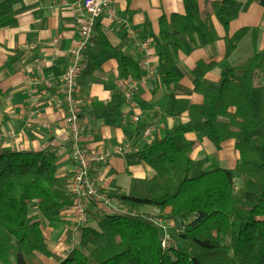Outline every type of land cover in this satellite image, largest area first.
Listing matches in <instances>:
<instances>
[{"label": "trees", "instance_id": "16d2710c", "mask_svg": "<svg viewBox=\"0 0 264 264\" xmlns=\"http://www.w3.org/2000/svg\"><path fill=\"white\" fill-rule=\"evenodd\" d=\"M199 1L181 0L183 14L161 16L158 34L151 36L156 75L166 89L167 113L187 112L189 117L162 138L123 156L126 166L143 163L154 171L153 177L131 179L127 194L109 192L108 197L125 212L100 217L95 228L79 227L77 244L59 258L45 244L39 216L50 227L60 224V212L72 204L64 190L69 176L58 175L52 152L1 149L0 264H39V257L57 264H264V49H256V28L225 36V59L247 33L252 55L223 67L216 86L203 84L201 72L193 75V90L202 96L199 105L177 99L173 68L181 46L171 32L185 34L202 48L218 39L211 17L226 30L242 6V0H205L199 10ZM19 2L0 0V28L16 26L13 7ZM92 32V48L102 60L116 61L119 77L137 76L134 59L108 43L99 20ZM211 65H203L202 70ZM88 74L85 64L79 78ZM122 104L119 95H112L107 103L98 104L100 116L111 117ZM191 133L195 141L186 138ZM202 138L215 145L233 140L238 154L234 170L242 177L237 191L232 171L220 167L215 154L190 158ZM142 207L158 212L168 208L164 218H177L183 224L176 233L180 244L162 249L153 218L137 213ZM32 209L37 213L32 214Z\"/></svg>", "mask_w": 264, "mask_h": 264}, {"label": "crops", "instance_id": "0c3cea01", "mask_svg": "<svg viewBox=\"0 0 264 264\" xmlns=\"http://www.w3.org/2000/svg\"><path fill=\"white\" fill-rule=\"evenodd\" d=\"M79 1L20 0L13 7L16 26L0 28V150L52 152L56 156L55 166L60 176H70L72 167L67 145L68 133L64 123L65 112L55 109L52 102L54 97L60 95L61 76L70 64L67 51L75 41L78 24V16L71 5ZM110 2L119 21L99 19L108 43L134 61L139 60L142 55L135 42L129 38L126 27L120 23L126 22L137 37L150 42L147 54L156 66L157 59L151 36L158 34V19L161 16L183 14L181 0ZM204 2L205 0L199 1V10L204 8ZM241 2L237 17L228 24L226 30L215 17H211L218 37L212 44L196 48L185 34L171 32L181 46L174 56L173 68L178 77L175 89L177 99L199 105L202 96L193 90V75L201 72L203 84L216 86L223 67L233 66L252 55L250 33H247L225 59V36L230 37L241 28H256V49H264V0ZM52 39L57 40L56 47L49 45ZM55 51L58 53L55 54ZM11 59L13 60L7 64ZM84 63L88 66L89 74L78 78L74 95L84 103L79 119L83 130L82 143L88 151L110 152L113 147L126 144L130 153L135 152L145 145L140 137L142 128L151 127L152 139H160L170 128L189 120L187 112L177 115L167 113L166 89L157 75L139 86L132 104H122L109 118L101 117L98 104L107 103L112 95H119L117 63L113 59L102 60L91 43L84 51ZM198 63L201 64L199 70L193 71ZM209 63H212L211 67L202 70L203 65ZM142 75L138 70L134 77L141 78ZM132 115L138 116V124L130 122L129 117ZM186 138L189 141L196 140L193 133L187 134ZM212 154L216 155L220 167L230 159H234L235 166L238 160L233 140L215 145L207 138L197 141L190 158L196 160ZM123 156L111 154L104 162H96L91 166L89 175L96 189L107 197L115 189L127 194L131 179L148 180L154 175V171L143 163L126 166ZM226 167L231 171L234 168ZM111 200L118 205L114 199ZM86 213V227L95 228L101 216L93 203L88 204ZM94 213L99 216L96 220L92 219ZM137 213L148 214L152 218L157 215L164 217L169 209L158 212L151 207H142ZM39 219L45 244L55 256H65L77 244L79 227L69 218L68 210L60 214V224L56 227L48 226L45 220L44 224L40 216ZM156 220L164 223L167 228L181 222L177 218ZM39 261V264H57L46 257H39Z\"/></svg>", "mask_w": 264, "mask_h": 264}, {"label": "built area", "instance_id": "2783aa9c", "mask_svg": "<svg viewBox=\"0 0 264 264\" xmlns=\"http://www.w3.org/2000/svg\"><path fill=\"white\" fill-rule=\"evenodd\" d=\"M73 11L78 16L76 38L67 51L70 57V64L61 76V89L59 97H54L52 105L55 109L64 110V123L68 133L67 145L69 148V160L71 163V172L68 177L64 190L73 204L68 209L69 218L75 226L85 227L88 217L86 209L88 204L93 203L97 208L101 217L112 215L115 212H125L119 204H115L106 194L99 192L90 175L91 166L96 162H104L111 155H125L130 153V149L126 144L115 146L110 152H90L82 143L83 130L80 124V110L84 103L74 95V90L79 78L80 72L85 66L84 51L90 45L92 39V28L96 20L101 18L112 21H119L114 7L110 0H80L71 5ZM120 23L126 27L129 38L135 42L140 54L142 55L136 62V68L142 72L141 78H136L131 74L118 78V94L123 104H132L135 94L141 84H144L149 78L156 75V66L152 64L148 57V48L150 42L137 37L126 22ZM49 45L57 46V40L52 39ZM56 50V49H55ZM58 52L55 51V54ZM125 116H122L124 119ZM132 124H138L139 118L136 115L129 117ZM153 129L144 127L140 131V137L145 143H150L152 139ZM157 221V220H156ZM153 219L154 225L161 229L163 233L160 235V246L166 250L172 246L169 236L165 232V226Z\"/></svg>", "mask_w": 264, "mask_h": 264}, {"label": "rangeland", "instance_id": "374dc122", "mask_svg": "<svg viewBox=\"0 0 264 264\" xmlns=\"http://www.w3.org/2000/svg\"><path fill=\"white\" fill-rule=\"evenodd\" d=\"M144 144H147V143H145L144 142ZM233 163H234V159H230L229 161H228V163L227 164H224L223 165V168H225V169H228L226 166H230V167H235L234 165H233ZM236 163H237V161H236ZM236 165V164H235ZM230 170V169H229ZM232 172H233V174H232V177H233V183H234V187H235V191H237L240 187H241V180H242V177H241V175L238 173V172H236L235 170H234V168H232ZM72 204H73V201H72ZM71 204V205H72ZM71 205L70 206H68V207H66V208H64L61 212H60V214L62 213V212H64L65 210H68L69 209V207H71ZM31 213L33 214V213H37L36 212V210L35 209H32L31 210ZM143 214V213H142ZM148 215V214H147ZM98 215H96V213H94L93 214V217H92V219L93 220H96L98 217H97ZM159 216H161V215H159ZM153 218H155V221H156V219H158V215L157 216H155V217H153ZM160 218H162L163 220H167V219H165L164 217H160ZM42 220V222H44V224H45V221H44V219L42 218L41 219ZM158 221V220H157ZM156 221V222H157ZM163 225L165 226V224L163 223ZM182 225L183 224H181V222L180 223H176L173 227H171V228H167L166 226H165V232H166V234L169 236V238H170V241H171V243H172V245H176V244H180L179 243V241H178V239H177V236H176V233L178 232V231H181V227H182ZM86 227V226H85ZM163 233V230H159V236L161 235Z\"/></svg>", "mask_w": 264, "mask_h": 264}]
</instances>
